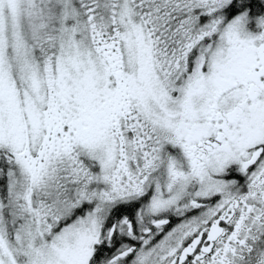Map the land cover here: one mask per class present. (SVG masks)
I'll use <instances>...</instances> for the list:
<instances>
[{
	"label": "snow or ice",
	"instance_id": "snow-or-ice-1",
	"mask_svg": "<svg viewBox=\"0 0 264 264\" xmlns=\"http://www.w3.org/2000/svg\"><path fill=\"white\" fill-rule=\"evenodd\" d=\"M0 264H264V0H0Z\"/></svg>",
	"mask_w": 264,
	"mask_h": 264
}]
</instances>
